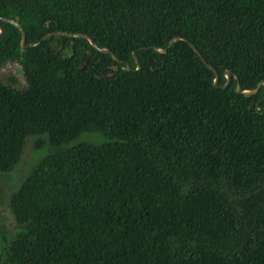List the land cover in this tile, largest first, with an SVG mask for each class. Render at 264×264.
Instances as JSON below:
<instances>
[{"label": "trees", "instance_id": "16d2710c", "mask_svg": "<svg viewBox=\"0 0 264 264\" xmlns=\"http://www.w3.org/2000/svg\"><path fill=\"white\" fill-rule=\"evenodd\" d=\"M0 27V174L31 152L0 264H264V85L236 91L264 0H0Z\"/></svg>", "mask_w": 264, "mask_h": 264}, {"label": "rangeland", "instance_id": "374dc122", "mask_svg": "<svg viewBox=\"0 0 264 264\" xmlns=\"http://www.w3.org/2000/svg\"><path fill=\"white\" fill-rule=\"evenodd\" d=\"M11 76L17 79V87L22 88L26 85V80L19 64L10 62L0 70V78L4 82H7ZM30 153V151L25 153L23 162L14 173L10 175L0 174V238L5 232L11 234L14 231L15 222L9 213L8 196L20 184L22 178L29 170Z\"/></svg>", "mask_w": 264, "mask_h": 264}, {"label": "water", "instance_id": "95a60500", "mask_svg": "<svg viewBox=\"0 0 264 264\" xmlns=\"http://www.w3.org/2000/svg\"><path fill=\"white\" fill-rule=\"evenodd\" d=\"M2 20L5 21V22H8V23H10V24H12V25H14V26H16V27L21 31V34H22L21 45H22L23 48H26V47H30V48H31V47H35V46L39 45L41 42H43V41H47L48 39H50V38H52V37H55V36H59V35H61V36L69 37V38L87 39V40L91 43V45H92L95 49H97L99 52H101V53H105V54H111L112 57H113V59H114L115 61H118L117 57H116L114 54H112V52H111L109 49H107V48H99V47L97 46V44H96V43H95V42H94V41H93L88 35H85V34H70V33H66V32H54V33H50V34H48L47 36H45V37L42 39L41 42L27 45V44H26V34H25L24 30L22 29V27L20 26V24L17 23L16 21H14V20H9V19H5V18L2 19ZM2 33H3V29L0 27V36L2 35ZM179 40H184V39H182V38H175V39H173V40L169 43V45H168L167 48L163 49V48H157V47H154V49H155L156 51L160 52V53L165 54V53L168 52V49L172 48V47L174 46V44H175L177 41H179ZM190 46H191V47L193 48V50H194V51H195V52L201 57L203 63H204V64H205L210 70H212V71L215 73L216 78H215L214 84L217 85L218 82H219V74H218V72L216 71V69L213 68L211 65H209V64L203 59L201 53L199 52V50L196 48V46H195L194 44L190 43ZM133 55H134V57H135V60H136L137 66H138V67H137V70H139V69H140L139 61H138L137 58H136V54L134 53ZM115 69H116V68H115ZM125 70H130L129 65H127V67L125 68ZM231 75H232V72H231V71L227 70V71L225 72V76H226V78H227V84L224 86V88H226V87L229 85L230 80H231ZM234 77H235L236 79H238V77H237L236 75H234ZM263 85H264V82L260 83L259 86H258L255 90H242V86H241L240 82H238V84H237V88H236V91H237V93H239V94H242V95H244V96H246V97H249V96H253V95L257 94L258 91H259V89H260L261 86H263Z\"/></svg>", "mask_w": 264, "mask_h": 264}]
</instances>
